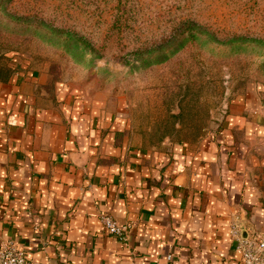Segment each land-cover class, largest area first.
<instances>
[{
	"label": "crops",
	"instance_id": "crops-1",
	"mask_svg": "<svg viewBox=\"0 0 264 264\" xmlns=\"http://www.w3.org/2000/svg\"><path fill=\"white\" fill-rule=\"evenodd\" d=\"M110 107L43 71L0 81V246L39 264H241L232 224L264 234L253 87L196 143H137L126 110ZM101 212L131 226L127 241Z\"/></svg>",
	"mask_w": 264,
	"mask_h": 264
},
{
	"label": "rangeland",
	"instance_id": "rangeland-1",
	"mask_svg": "<svg viewBox=\"0 0 264 264\" xmlns=\"http://www.w3.org/2000/svg\"><path fill=\"white\" fill-rule=\"evenodd\" d=\"M25 70L107 97L137 143H196L251 87L264 106V0H0V81Z\"/></svg>",
	"mask_w": 264,
	"mask_h": 264
},
{
	"label": "built area",
	"instance_id": "built-area-1",
	"mask_svg": "<svg viewBox=\"0 0 264 264\" xmlns=\"http://www.w3.org/2000/svg\"><path fill=\"white\" fill-rule=\"evenodd\" d=\"M100 220L104 228L121 241H127L131 226L119 223L109 212H101ZM242 225L232 224L231 235L235 240V249L241 255V264H264V234H242ZM169 258H171L169 256ZM0 264H39L29 260L25 252L17 245L8 242L0 246Z\"/></svg>",
	"mask_w": 264,
	"mask_h": 264
}]
</instances>
